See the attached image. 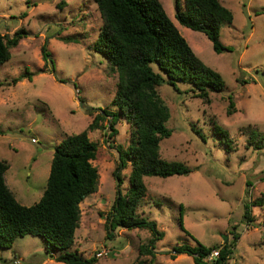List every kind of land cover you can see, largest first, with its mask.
Returning <instances> with one entry per match:
<instances>
[{"label": "rangeland", "instance_id": "374dc122", "mask_svg": "<svg viewBox=\"0 0 264 264\" xmlns=\"http://www.w3.org/2000/svg\"><path fill=\"white\" fill-rule=\"evenodd\" d=\"M160 1L195 54L222 75L226 88L211 92L209 102L196 97L188 84H179L180 92L168 84L158 88L170 109L167 127L172 130L160 144L161 156L191 172L144 179L148 191L138 216L154 222L155 229H107L118 194L125 197L130 189L131 164L121 170L120 182L116 176L117 147L127 149L131 140L127 118L117 123L113 137L105 129L108 120L88 132L98 144L92 163L99 185L80 205L70 250L96 257V264H196L188 254L173 259V248L221 246L238 233L227 264H264V144L255 149L249 139L252 130L264 135V0H220L234 16L221 27L220 41L231 48L222 54L214 52L203 33L179 24L175 0ZM102 24L93 0H0V33H28L10 49V61L0 65V159L10 163L6 181L24 206L43 196L59 141L86 130L101 110L118 111L112 105L117 73L94 49ZM230 96L235 102L231 115ZM214 124L228 132L232 148L214 134ZM247 202L253 203L250 224L243 221ZM180 208L185 231L179 225ZM110 232L114 237L109 239ZM150 244L153 255L141 256L140 247ZM49 251L38 236L17 238L11 249L0 250V264H65L55 259L59 251ZM100 252L108 254L99 257Z\"/></svg>", "mask_w": 264, "mask_h": 264}, {"label": "trees", "instance_id": "16d2710c", "mask_svg": "<svg viewBox=\"0 0 264 264\" xmlns=\"http://www.w3.org/2000/svg\"><path fill=\"white\" fill-rule=\"evenodd\" d=\"M103 21L95 51L102 54L117 73L118 82L112 105L118 111L101 110L86 130L67 135L54 147L50 174L45 191L38 203L24 206L6 184L5 174L11 168L7 160L0 159V250H9L17 238L38 236L47 250L59 251L58 262L65 264H96L97 258H85L71 251L76 230L81 221V203L96 193L99 171L92 161L96 159L98 144L88 132L99 129L108 120L109 137L115 136V128L122 118L131 126V140L127 149L117 147L119 164L116 176L120 182L121 170L131 164L130 189L125 197L118 194L112 211L107 215L108 230L137 227L155 229L156 224L138 216V208L147 194L146 177L169 178L186 176L191 169L181 162H169L162 158L160 144L172 135L167 127L171 118L168 105L158 88L168 84L180 92L179 84L191 85L196 97L210 101L211 92H222L226 83L222 75L207 66L193 51L187 40L167 15L160 0H93ZM175 18L180 25L203 33L212 43L217 54L231 51L220 41L224 23H232L233 12L220 0H175ZM28 33L18 30L13 37L0 33V65L12 58L10 49L18 46ZM69 41V40H66ZM45 60L49 53L42 47ZM51 63L53 61L51 60ZM157 66L156 70L154 67ZM53 70H55L53 66ZM28 76L30 75L27 72ZM16 78V84L22 81ZM29 79L31 77L29 76ZM235 102L229 97L228 114L234 112ZM195 131V130H194ZM202 137L199 131H195ZM213 132L222 144L232 148L227 131L214 124ZM250 142L255 149L264 144V135L252 130ZM258 204L257 201L254 202ZM254 205V206H255ZM253 203L245 204L243 221L250 224ZM180 228L185 231L182 208ZM234 226V231H236ZM264 228V221H263ZM110 232V239L114 234ZM240 235L233 233L232 240L221 246L179 245L173 248L172 257L188 254L196 264H227L234 254ZM152 243V242H151ZM151 244L140 247V255H153ZM214 252L218 255L214 256ZM144 264V263H139Z\"/></svg>", "mask_w": 264, "mask_h": 264}, {"label": "built area", "instance_id": "2783aa9c", "mask_svg": "<svg viewBox=\"0 0 264 264\" xmlns=\"http://www.w3.org/2000/svg\"><path fill=\"white\" fill-rule=\"evenodd\" d=\"M104 254H108V253H107V252H100V253H98V256H99V257H102ZM213 255H214V256H217L218 253H217V252H214Z\"/></svg>", "mask_w": 264, "mask_h": 264}, {"label": "crops", "instance_id": "0c3cea01", "mask_svg": "<svg viewBox=\"0 0 264 264\" xmlns=\"http://www.w3.org/2000/svg\"><path fill=\"white\" fill-rule=\"evenodd\" d=\"M60 142H61V141H59V143H60ZM59 143H58V144H59ZM5 176H6V175H5ZM5 180H6V177H5ZM6 184H7V181H6ZM7 185H8V184H7ZM8 187H9V186H8Z\"/></svg>", "mask_w": 264, "mask_h": 264}]
</instances>
